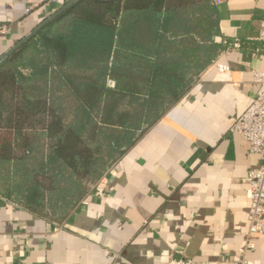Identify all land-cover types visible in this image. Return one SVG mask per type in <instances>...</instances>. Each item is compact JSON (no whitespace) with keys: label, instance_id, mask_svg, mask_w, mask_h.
<instances>
[{"label":"crops","instance_id":"1","mask_svg":"<svg viewBox=\"0 0 264 264\" xmlns=\"http://www.w3.org/2000/svg\"><path fill=\"white\" fill-rule=\"evenodd\" d=\"M60 6L0 0V26H7L0 31V57ZM216 7L215 41L222 51L64 222L0 195V264H168L172 257L236 264L249 228L246 178L262 158L231 125L257 95L253 70H264V42L258 39L264 0H227ZM235 40L241 48L226 53L224 42ZM218 62L230 70L220 71ZM246 257L264 264V233Z\"/></svg>","mask_w":264,"mask_h":264},{"label":"trees","instance_id":"2","mask_svg":"<svg viewBox=\"0 0 264 264\" xmlns=\"http://www.w3.org/2000/svg\"><path fill=\"white\" fill-rule=\"evenodd\" d=\"M219 33L213 0L64 9L0 62V195L64 222L218 56Z\"/></svg>","mask_w":264,"mask_h":264},{"label":"built area","instance_id":"3","mask_svg":"<svg viewBox=\"0 0 264 264\" xmlns=\"http://www.w3.org/2000/svg\"><path fill=\"white\" fill-rule=\"evenodd\" d=\"M50 3L60 4L61 0H46ZM227 0H213L216 5L223 4ZM28 7L26 12H31ZM6 25L0 26V31L6 30ZM258 39L264 42V20L260 23ZM227 44L226 53L233 49L241 48L242 43L239 40ZM218 69L222 72L230 70V65L226 63H217ZM253 83L257 88V95L248 108L235 118L231 125V131L244 137L250 144V151L259 154L262 163L252 169L246 178L248 183L247 193L250 199V208L248 212L249 228L246 234V245L236 255V264H251L246 257L248 248L254 247L257 236L264 233V70H253ZM96 193L103 198L105 189L101 184L95 186ZM168 264H196L194 259L186 257H172Z\"/></svg>","mask_w":264,"mask_h":264},{"label":"water","instance_id":"4","mask_svg":"<svg viewBox=\"0 0 264 264\" xmlns=\"http://www.w3.org/2000/svg\"><path fill=\"white\" fill-rule=\"evenodd\" d=\"M77 0H71L68 2L65 6H63L60 10L54 12L51 16L46 18L44 21H42L36 28H34L29 34H27L22 40L17 42L12 48H10L6 53H4L0 57V62H2L8 55H10L15 49H17L19 46H21L23 43L31 39L34 35H36L46 24L51 22L55 17H57L64 9L72 5Z\"/></svg>","mask_w":264,"mask_h":264}]
</instances>
